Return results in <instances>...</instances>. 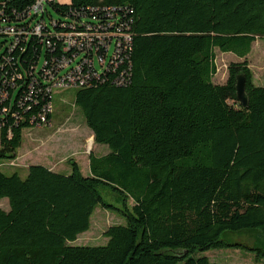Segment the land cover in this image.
<instances>
[{"label": "trees", "instance_id": "obj_1", "mask_svg": "<svg viewBox=\"0 0 264 264\" xmlns=\"http://www.w3.org/2000/svg\"><path fill=\"white\" fill-rule=\"evenodd\" d=\"M37 1L0 0V167L54 106L44 72L63 61L59 76L80 66L98 73L74 88V105L108 151L89 154L87 176L74 161L68 174L0 168V264H216L199 254L230 248L264 260L262 245L222 239L258 231L264 242V87L247 61L264 38V0H43L42 13H28ZM6 26L21 27L18 41ZM96 35L112 37L107 50ZM216 49L242 59L224 84L213 80ZM97 207L124 224L107 227L105 245H73Z\"/></svg>", "mask_w": 264, "mask_h": 264}, {"label": "rangeland", "instance_id": "obj_2", "mask_svg": "<svg viewBox=\"0 0 264 264\" xmlns=\"http://www.w3.org/2000/svg\"><path fill=\"white\" fill-rule=\"evenodd\" d=\"M69 2V0H57ZM53 19H58L55 12L49 9ZM242 59L229 53L215 50L216 75L214 82L224 84L228 76V65L241 62ZM253 83L264 87V38H256L247 56ZM76 89L58 90L53 93V108L49 125L33 127L23 131L22 145L12 165L5 162L1 171L6 174L17 172L21 177L30 165L50 167L58 173L70 172V161L78 164L84 176L89 175V154L101 156L108 151L105 145L94 144L93 136L84 122L81 110L74 105ZM98 191L106 204L121 208L120 197L108 188L100 187ZM8 204L7 199L0 202V208ZM90 229L79 236L73 245L99 246L105 245L107 239L103 233L110 225L124 224V219L112 209L97 207L90 218ZM222 239L228 243L245 244L248 247L263 246L264 242L258 231H242L226 233ZM200 256L207 257L216 264H264V260L256 263L255 255L240 249L210 250ZM181 264V263H178Z\"/></svg>", "mask_w": 264, "mask_h": 264}, {"label": "built area", "instance_id": "obj_3", "mask_svg": "<svg viewBox=\"0 0 264 264\" xmlns=\"http://www.w3.org/2000/svg\"><path fill=\"white\" fill-rule=\"evenodd\" d=\"M42 1L43 0H38L30 8L28 13L34 14V15H39L40 13H42L43 12ZM21 30H22L21 27H17V29H16L13 26H6V28L1 30V32L8 35L9 37H12L14 39V41H18L20 39V36L24 32ZM34 30L36 33H38L39 27L36 26ZM96 37H97V46H98L97 49L104 48L105 50H107L106 49L108 47L107 41L111 40L110 38H112V37L101 36V35H96ZM68 43L71 47L77 46V44H80L77 42V40H74V39H70L68 41ZM121 43H122L121 41L117 42V44H118L117 50L120 48ZM77 47L80 48L79 46H77ZM99 62L101 64L103 63L102 58H99ZM86 63L87 62H84L83 65H85ZM68 65H69V62L63 61L59 64V66L55 72H52L50 70H46L44 72L45 73L44 81L46 83L51 84L50 87L46 88L47 93H52V92L54 93L55 91H58V90H67V89L77 88L78 85H83L85 82L90 81L89 79H91V78H98L97 72H91L90 71L87 73H83V71L81 70V66L76 67L74 70H72L70 72H66L62 76H59L60 72L62 70H64ZM122 75H124V73H122L121 76ZM120 80L122 81V79H120ZM52 108H53L52 105L49 104L43 109L42 115H40L41 124L38 125L37 127L46 126V125L50 124V123L48 124L46 122V116H47V114L51 115ZM11 165H12V163H11Z\"/></svg>", "mask_w": 264, "mask_h": 264}, {"label": "water", "instance_id": "obj_4", "mask_svg": "<svg viewBox=\"0 0 264 264\" xmlns=\"http://www.w3.org/2000/svg\"><path fill=\"white\" fill-rule=\"evenodd\" d=\"M236 95H237V99L240 103V105L243 108L247 107V97L245 94V78L243 74H238L236 76Z\"/></svg>", "mask_w": 264, "mask_h": 264}, {"label": "crops", "instance_id": "obj_5", "mask_svg": "<svg viewBox=\"0 0 264 264\" xmlns=\"http://www.w3.org/2000/svg\"><path fill=\"white\" fill-rule=\"evenodd\" d=\"M105 154H106V153H105ZM105 154H103V155H105ZM101 156H102V155H101ZM45 167H46V166H45ZM47 168H48L49 170H51L52 172L58 173L57 171L53 170V169L50 168V167H47ZM67 174H68V173H67ZM25 175H26V173H25ZM25 175H24V176H25ZM24 176H23V177H24ZM1 201H2V200H1ZM1 201H0V202H1ZM0 209H2V210H4V211H7V210H8V204H7V205L5 204L4 207H3V208H0ZM90 226H91V224H90ZM87 232H88V231H87ZM87 232H85V233H83V234H81V235H79V236H83V235H85ZM79 236H78V237H79ZM78 237H77V239H78Z\"/></svg>", "mask_w": 264, "mask_h": 264}]
</instances>
